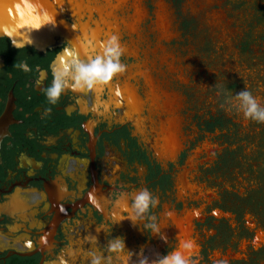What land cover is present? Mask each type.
Here are the masks:
<instances>
[{"label":"flooded vegetation","instance_id":"af4514ba","mask_svg":"<svg viewBox=\"0 0 264 264\" xmlns=\"http://www.w3.org/2000/svg\"><path fill=\"white\" fill-rule=\"evenodd\" d=\"M142 1L104 0V9L121 8L123 4L125 9L109 11L102 18L96 12L83 13L79 19L82 29L96 28L100 39L108 31L119 34L126 48L123 61L128 65L127 71L110 87L93 93L66 91L55 105H50L35 85L38 76L35 67L39 65L46 70L41 87L50 85V65L64 43L43 51L30 46L16 49L7 37L0 36V264H47L61 248L78 240L80 234L86 235L85 230L95 234V225L104 222L113 210L111 201L119 192L141 187L160 194L162 201L154 211L168 241L141 232L127 219L115 225L112 234L124 235L126 246L134 252L145 246V254L153 259L157 253L165 254L178 244L177 221L198 207L197 199L181 187L186 181L195 185L202 182L201 177L192 176L187 168L190 155L200 149L188 147L185 140L190 126L185 125L182 101L191 103L190 91L174 88L173 81L161 69L159 75L153 71L158 62L163 63L161 57L159 61L152 58L155 47L170 51L172 58L174 49L169 50L171 38L163 39L158 33L154 11L157 0L148 6ZM161 1L170 11V19L179 20L176 11H183L185 0ZM78 2L82 1L70 0L67 6L70 13L79 9ZM146 14L140 24L146 40L139 44L137 25ZM183 21L179 27L189 29L191 21L187 17ZM97 27L102 29L100 34ZM174 32L177 35L178 30ZM24 60L33 67L32 73L14 67ZM117 87L121 97H115ZM98 97L112 104L108 112L93 110ZM116 100L122 102L117 104ZM49 107L52 111L46 114ZM218 122V118L207 120L197 129L212 132ZM168 135L174 138L173 148L165 145ZM228 153L218 155L211 171L228 165ZM212 190L209 188L214 193ZM89 192L98 198L101 209L90 203ZM163 194L167 195L165 202ZM224 201L226 198L222 196L215 210L232 215L233 210ZM169 211L173 215L165 217ZM195 219L190 220L191 235L200 225ZM208 221L206 218L204 223ZM217 230L221 232L219 226ZM105 235L99 234L101 243H105ZM216 236L212 237L213 242ZM246 239L248 246L249 238ZM249 246L253 248L252 244ZM197 249L191 253L194 261ZM262 251L260 247L247 260L231 264H260L264 260ZM205 261L211 262L207 253Z\"/></svg>","mask_w":264,"mask_h":264},{"label":"rangeland","instance_id":"374dc122","mask_svg":"<svg viewBox=\"0 0 264 264\" xmlns=\"http://www.w3.org/2000/svg\"><path fill=\"white\" fill-rule=\"evenodd\" d=\"M97 2L86 5L87 10L92 11ZM152 2L143 0V5ZM83 6L86 8L78 2L79 9ZM182 10L176 11L179 20L173 21L165 3L155 1L158 33L161 38L163 35L171 38L169 50L174 52L172 58L170 51L155 47L152 58L161 57L164 62L160 65L158 62L153 71L159 75L161 69L173 81L174 88L190 91L192 100L182 101L185 125L190 126L188 134H183L188 147L200 149L190 155L187 168L192 176L201 177L202 182L190 185L186 181L181 187L198 202V207L188 212L196 214L195 222L200 223L194 235L190 234L199 247L194 253L198 254L195 262L206 264L207 253L209 264L222 259L231 264L247 260L260 247L264 250V236L260 242L257 236L260 232L264 234V124L245 120L225 102L226 93H238L245 85L254 95L264 98V0H185ZM185 17L191 21L189 29L179 27ZM140 24L137 40L144 43L145 33ZM216 118L220 122L212 132L197 129L200 123L204 125L205 121ZM224 152H229L228 165L211 171L218 155ZM205 186L215 192H209ZM222 196L226 198L224 204L233 210L232 215L215 210ZM163 200H167V195L163 194ZM206 218L209 221L204 223ZM100 234L104 237L103 231ZM252 237H255L253 241ZM246 238H249L248 246Z\"/></svg>","mask_w":264,"mask_h":264},{"label":"clouds","instance_id":"9594fccd","mask_svg":"<svg viewBox=\"0 0 264 264\" xmlns=\"http://www.w3.org/2000/svg\"><path fill=\"white\" fill-rule=\"evenodd\" d=\"M49 2L56 3V0H0V36L8 37L16 49L33 45V33L45 27L55 29L58 26L57 15L66 11V8L53 10L49 7ZM71 17L70 28L75 36L64 43L52 61L50 85L41 87L46 70L39 65L35 67L38 76L34 83L44 93L50 105L57 104L62 94L69 90L93 93L98 89L108 88L120 75L126 73L128 67L123 61L126 48L117 32L108 31L105 38L100 39L96 28L89 27L84 30L72 11ZM59 24L69 27L65 20H60ZM14 67L24 73L33 72V67L26 60L16 62ZM121 96V90L117 87L115 97ZM262 99L264 98L254 95L246 85L238 93L225 94V102L231 108L242 114L245 120L258 124H264ZM121 102L115 101L117 104ZM111 107L108 100L98 97L93 110L106 113ZM51 111L50 107L45 109L46 114ZM60 191L65 189L60 188ZM88 196L90 203L98 210L101 209L98 198L92 192ZM111 203L113 210L104 222L95 225V234L91 230H85L86 235L80 234L78 240H73L61 248L47 264H196L191 253L198 245L193 239H180L174 248L168 249L165 254L157 253L155 258L150 259L145 254V246H141L139 252H134L126 246L124 235L113 236V227L127 219L141 232L146 231L165 242L168 241L160 218L154 211L160 204L159 196L148 187L121 191ZM164 215L171 217L173 213L169 211ZM102 231L106 234L105 243H101L99 239ZM214 264H228V261L219 260Z\"/></svg>","mask_w":264,"mask_h":264},{"label":"water","instance_id":"95a60500","mask_svg":"<svg viewBox=\"0 0 264 264\" xmlns=\"http://www.w3.org/2000/svg\"><path fill=\"white\" fill-rule=\"evenodd\" d=\"M81 1H82L81 5L85 4V6L86 5L90 6L92 4L91 2H95L96 0H81ZM101 1L102 0H98L97 4H93L94 9L92 11L87 10V8H88L87 6H86V8L83 6V7H81V9L76 10V13H75L76 19L79 21V19H81L82 15H83V13L86 11L89 12L90 14H92L93 12H96L98 14V17L102 18L103 15H106L109 12L110 8L105 7V9H104V7L102 6L103 3H101ZM68 3H70V0H60V4L62 7L59 10H63L64 8H66V11L61 12L57 15L58 26L55 29H51L50 27H45V28L33 33L34 39L36 36H38L40 34H52V35H54V38H52V42H50V43L46 42V43H43L42 45L38 46L34 41V44L31 45L30 47H33L35 49L43 51V50H46L48 48H52V47H55L57 45L63 44L65 42H67L68 40L74 38L75 33L70 28L72 17H71V13L68 12V9H67ZM52 4L53 3L49 2V7L52 8L53 10H57V6L55 7ZM103 5H105V4H103ZM117 8H115V9H117ZM115 9L113 8L112 10H115ZM124 9L125 8H122V9H119L117 11H124ZM105 11H107V12H105ZM146 11H149L147 6H146ZM108 15L109 14H107L106 16H108ZM60 20H65L68 23L69 27L66 28L63 24H59ZM97 28L100 29V27H97ZM100 32H102V29L100 30ZM100 32H99V34H100ZM133 32H135V30H133ZM57 38H59V40H60L58 43L56 41ZM162 38L167 40L168 36L165 35L164 37L162 36ZM162 109H166L164 111H166L168 113V110L166 107H164Z\"/></svg>","mask_w":264,"mask_h":264},{"label":"bare ground","instance_id":"6f19581e","mask_svg":"<svg viewBox=\"0 0 264 264\" xmlns=\"http://www.w3.org/2000/svg\"><path fill=\"white\" fill-rule=\"evenodd\" d=\"M78 1V0H77ZM114 1V0H113ZM142 1V0H141ZM136 2V1H135ZM143 2V1H142ZM73 3V2H72ZM103 3V2H102ZM112 4V3H111ZM53 6H57L58 8H61V4H60V0H56V3H53L52 4ZM159 5V4H158ZM161 5V4H160ZM164 5V4H163ZM75 6V5H74ZM110 6V5H109ZM120 6V5H119ZM141 6V5H140ZM93 7V6H92ZM114 7V6H113ZM163 7V6H162ZM111 8V7H110ZM116 8V7H115ZM141 9V8H140ZM90 10V9H89ZM70 11V10H69ZM68 11V12H69ZM108 11V10H107ZM112 11V10H110ZM112 13V12H111ZM138 15V14H137ZM128 16V15H127ZM132 17V16H131ZM161 17V16H160ZM163 19V18H162ZM132 21V20H131ZM130 21V22H131ZM143 21V20H142ZM107 22V21H106ZM110 22V21H109ZM161 22V21H160ZM166 22V21H165ZM167 23V22H166ZM112 24V23H111ZM119 24V23H118ZM140 24V23H139ZM114 25V24H113ZM126 25V24H125ZM162 27H164V22L161 23ZM82 26V25H81ZM121 26V25H120ZM138 26V25H137ZM130 27V26H129ZM160 29V28H159ZM98 30V29H97ZM101 30V29H99ZM100 32V31H99ZM167 32V31H166ZM164 36V35H163ZM52 38H54V35L52 34H40L38 36L35 37L34 41L35 43L40 46L42 45L43 43H46V42H52ZM57 43L60 41L59 38L56 39ZM164 62V61H163ZM131 94V93H130ZM123 99V98H122ZM135 102V101H134ZM138 102V101H137ZM136 103V102H135ZM176 104V103H175ZM132 107V106H131ZM125 110V109H124ZM166 110V109H165ZM138 111V110H137ZM128 112V111H126ZM166 112V111H165ZM170 115V114H169ZM138 122V121H137ZM170 127V125H169ZM164 133V132H163ZM167 133V132H166ZM173 135V134H172ZM174 140V138H173ZM172 138L170 135H168V137L166 138V143L165 145L168 147V148H173L176 144L175 142H173ZM162 144V143H161ZM172 156V155H171ZM191 185V184H190ZM185 190V189H184ZM186 191V190H185ZM196 214H187L185 217H183V219L177 221L176 223V231L178 233V237H179V240L180 239H190V234H191V228H190V220L191 218H193ZM191 216V218H190ZM190 218V219H189ZM177 220V219H176ZM189 224V225H188ZM259 237V241L260 242L262 239H263V232H260L258 235ZM100 238V237H99Z\"/></svg>","mask_w":264,"mask_h":264}]
</instances>
